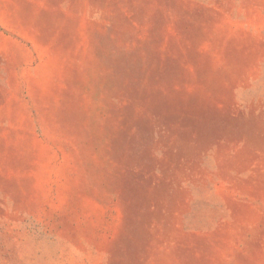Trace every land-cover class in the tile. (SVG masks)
Wrapping results in <instances>:
<instances>
[{
    "label": "rangeland",
    "instance_id": "1",
    "mask_svg": "<svg viewBox=\"0 0 264 264\" xmlns=\"http://www.w3.org/2000/svg\"><path fill=\"white\" fill-rule=\"evenodd\" d=\"M0 264H264V0H0Z\"/></svg>",
    "mask_w": 264,
    "mask_h": 264
}]
</instances>
